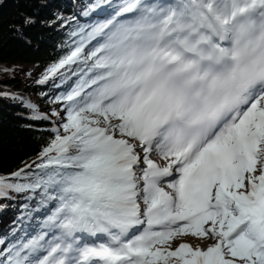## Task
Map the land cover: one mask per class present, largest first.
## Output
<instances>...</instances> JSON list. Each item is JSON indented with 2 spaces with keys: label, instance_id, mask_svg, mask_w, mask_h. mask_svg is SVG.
I'll list each match as a JSON object with an SVG mask.
<instances>
[{
  "label": "snow or ice",
  "instance_id": "snow-or-ice-1",
  "mask_svg": "<svg viewBox=\"0 0 264 264\" xmlns=\"http://www.w3.org/2000/svg\"><path fill=\"white\" fill-rule=\"evenodd\" d=\"M109 7L36 81L60 110L22 101L52 136L0 197L43 219L0 238V264H264V0ZM189 234L217 242L168 246Z\"/></svg>",
  "mask_w": 264,
  "mask_h": 264
},
{
  "label": "trees",
  "instance_id": "trees-1",
  "mask_svg": "<svg viewBox=\"0 0 264 264\" xmlns=\"http://www.w3.org/2000/svg\"><path fill=\"white\" fill-rule=\"evenodd\" d=\"M103 1L0 0V93L10 94L0 95V175L7 176L36 160L42 146L48 143L52 133L47 129L51 123L27 119L29 110L22 101L37 105L41 114H50L53 108L60 110V105L50 103V99L64 89L53 87V81L45 85L36 81L66 53L63 45L69 31L77 24L94 23V13L106 14V7L121 2L112 0L104 6ZM92 4H99V7L87 17L82 15L86 6ZM26 17L32 18L34 23L25 25ZM11 96L22 99L13 100ZM27 195L9 193L7 198L0 197V238H11L13 229L31 225L30 232L38 227L42 215L33 213L32 219L24 216L25 204L36 206L35 200L25 198Z\"/></svg>",
  "mask_w": 264,
  "mask_h": 264
},
{
  "label": "rangeland",
  "instance_id": "rangeland-1",
  "mask_svg": "<svg viewBox=\"0 0 264 264\" xmlns=\"http://www.w3.org/2000/svg\"><path fill=\"white\" fill-rule=\"evenodd\" d=\"M178 240H180L183 243H187V244L191 245L194 249L199 247L202 250H207V248L209 246L214 245L217 242L216 237H214V236H206V237L200 238V237H196V236L189 234V235H180V236L174 237L170 241L168 246L172 250H174L175 244Z\"/></svg>",
  "mask_w": 264,
  "mask_h": 264
},
{
  "label": "bare ground",
  "instance_id": "bare-ground-1",
  "mask_svg": "<svg viewBox=\"0 0 264 264\" xmlns=\"http://www.w3.org/2000/svg\"><path fill=\"white\" fill-rule=\"evenodd\" d=\"M153 160H155L157 163H159V164H164V163H166L165 161H163L162 159H161V157H159L158 155H156V154H153L152 155V157H151ZM162 187H165V185L164 184H162L161 185ZM167 190V189H166Z\"/></svg>",
  "mask_w": 264,
  "mask_h": 264
}]
</instances>
